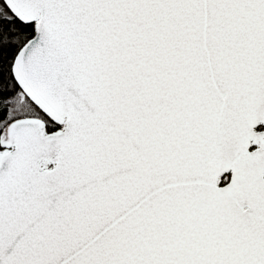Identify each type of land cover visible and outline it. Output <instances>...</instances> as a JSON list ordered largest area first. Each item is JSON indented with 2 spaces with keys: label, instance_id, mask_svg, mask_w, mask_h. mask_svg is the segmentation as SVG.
I'll return each instance as SVG.
<instances>
[{
  "label": "snow or ice",
  "instance_id": "1",
  "mask_svg": "<svg viewBox=\"0 0 264 264\" xmlns=\"http://www.w3.org/2000/svg\"><path fill=\"white\" fill-rule=\"evenodd\" d=\"M0 264H264V0H0Z\"/></svg>",
  "mask_w": 264,
  "mask_h": 264
}]
</instances>
